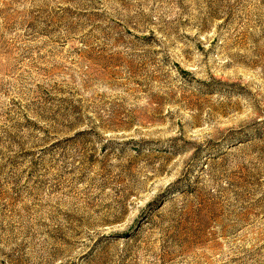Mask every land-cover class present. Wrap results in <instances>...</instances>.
<instances>
[{
  "label": "rangeland",
  "instance_id": "obj_1",
  "mask_svg": "<svg viewBox=\"0 0 264 264\" xmlns=\"http://www.w3.org/2000/svg\"><path fill=\"white\" fill-rule=\"evenodd\" d=\"M0 264H264V0H0Z\"/></svg>",
  "mask_w": 264,
  "mask_h": 264
}]
</instances>
